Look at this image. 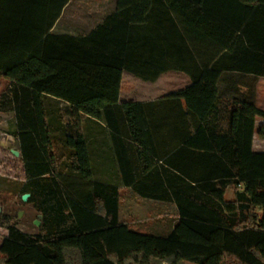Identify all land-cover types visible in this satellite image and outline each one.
Wrapping results in <instances>:
<instances>
[{
  "label": "trees",
  "instance_id": "obj_1",
  "mask_svg": "<svg viewBox=\"0 0 264 264\" xmlns=\"http://www.w3.org/2000/svg\"><path fill=\"white\" fill-rule=\"evenodd\" d=\"M69 1L0 0V77L10 82L0 112L15 114L21 191L42 216L37 233L23 231L0 199V264H264V151L253 149L264 110L255 83L223 106L219 87L230 72L264 76V0H117L89 33L56 34ZM169 70L192 84L119 101L124 71L154 81ZM89 121L141 145L143 171L121 158L122 177L175 204L167 233L121 221L117 188L81 196L79 180L93 179Z\"/></svg>",
  "mask_w": 264,
  "mask_h": 264
},
{
  "label": "rangeland",
  "instance_id": "obj_2",
  "mask_svg": "<svg viewBox=\"0 0 264 264\" xmlns=\"http://www.w3.org/2000/svg\"><path fill=\"white\" fill-rule=\"evenodd\" d=\"M96 1L98 3L94 5L92 2ZM94 6L108 12L115 8V2L114 0H74L66 11L65 22L62 23H66L67 27L63 29L59 25L58 31L76 35L85 34L89 29L84 27L85 22L88 21L85 19L87 11H84V8H93ZM245 78V83L250 87L251 84L255 83L256 102L258 107L264 110V76L258 79L246 75ZM8 84V80L0 77V94L7 89ZM128 87L130 86L125 84V89ZM141 88L136 90L140 92ZM144 88L142 90L149 93L150 87L146 90ZM260 121H263V119L258 118V122ZM16 124L13 112H0V199L10 216H12L11 220L20 229L29 233H37L42 222V216L33 204L21 200L23 194L21 188L25 181V174L22 156L17 155V152H20V144L13 135L16 131ZM58 148L60 155H65V150L60 146ZM254 148L255 150H264V139L258 135L255 137ZM128 192L127 190L121 192L122 221L128 222L133 229L143 233L165 234L174 227L177 211L173 205L169 203H159L157 205L158 203H155V201L141 200L138 197L131 200ZM226 197L228 199L235 197V187L233 185L228 188ZM20 211H23L21 217L18 216ZM36 219L40 221V224L35 223ZM8 234L7 229L0 226V244Z\"/></svg>",
  "mask_w": 264,
  "mask_h": 264
},
{
  "label": "crops",
  "instance_id": "obj_3",
  "mask_svg": "<svg viewBox=\"0 0 264 264\" xmlns=\"http://www.w3.org/2000/svg\"><path fill=\"white\" fill-rule=\"evenodd\" d=\"M74 0H70L69 3L64 7L60 18L56 21L52 31L54 33H62L65 32L58 31L59 25L64 29L66 28L65 22L66 17V11L69 9V6L73 3ZM115 2V8H112L110 11H102V8H96L94 6L93 8H84V11H87L85 13V19L88 21L85 22V26L89 29L85 34L89 33L93 28L97 26L100 22L103 21V19L113 13L116 9L117 0H114ZM94 5H97L96 2H92ZM79 9V8H78ZM74 12V11H73ZM80 18V17H79ZM81 23V22H80ZM61 29V30H63ZM72 35H76L73 33H68ZM240 74L236 72H230L227 73V76H225V79H223L219 83L221 91V99H220V106L229 104L230 102H233L234 100L239 99L241 94H244L246 92V75H242V80H239ZM251 74H248L250 76ZM252 77H255L254 75H251ZM262 76L258 77V79H261ZM258 82V80H257ZM8 87L10 86V82L8 81ZM125 84H128V88L125 89ZM153 84L152 86H150ZM157 84V85H156ZM192 84V79L190 76H188L187 73L181 72L178 70H169L166 72L161 73L158 78L154 81H146L141 79L140 77L135 76L134 74L130 73L129 71H124L122 74V82H121V90L119 94V101L120 102H127V101H140L142 102H152V101H158L167 96L168 94L182 90ZM142 87V88H141ZM146 90L149 88V93H146L143 89ZM141 88L140 92H138L136 89ZM257 92V91H256ZM263 121L258 122V119L256 121L257 125L261 124ZM16 127V126H15ZM15 138L18 139V137L15 135ZM86 139L87 144L89 148V152L91 155V161L92 162V169H93V179L87 180L82 179L79 180V184L83 186H76L78 190L81 192L83 189L85 190L84 193L81 194V196L88 197V195L91 194V192L94 190L96 185L99 186H108L117 188L119 190V200L121 201V192L122 190L129 191V198L137 199L140 198L141 200H148V201H155V203L162 204H171L175 208V204L171 202L166 201H160L156 199H149L144 196H142L140 193L136 192L134 190L136 185H129L126 182H124L122 177V168H121V161H119L121 158H126L131 160V167H128V171L132 170L135 171H143V165L139 159L138 151L142 148L141 145H139L136 142L131 141L126 136L120 135V134H114L106 128V124L101 121H95V122H88V125L86 127ZM257 134L254 135L253 139V149L254 148V141ZM19 141V140H18ZM20 144V143H19ZM256 151H264V150H256ZM20 156L21 151H20ZM160 163L162 164V161L160 160ZM160 163L158 165H160ZM24 169V168H23ZM24 171V170H23ZM25 174V171H24ZM26 181V176L25 179ZM119 201V202H120ZM119 218L122 221L121 218V202H120V213Z\"/></svg>",
  "mask_w": 264,
  "mask_h": 264
},
{
  "label": "water",
  "instance_id": "obj_4",
  "mask_svg": "<svg viewBox=\"0 0 264 264\" xmlns=\"http://www.w3.org/2000/svg\"><path fill=\"white\" fill-rule=\"evenodd\" d=\"M19 154H20V152L18 151V152H17V155H19ZM29 197H30V193H24V194L22 195V200H23L24 202H26V201H28ZM1 211H2V208H0V212H1ZM22 214H23V211H20V212L18 213V216L21 217ZM35 223H36V224H40V221L36 219Z\"/></svg>",
  "mask_w": 264,
  "mask_h": 264
}]
</instances>
